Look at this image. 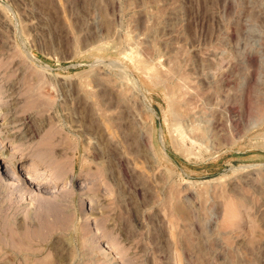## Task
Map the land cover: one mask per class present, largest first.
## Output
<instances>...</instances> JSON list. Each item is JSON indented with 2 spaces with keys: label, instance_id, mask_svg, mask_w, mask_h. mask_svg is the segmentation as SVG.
<instances>
[{
  "label": "rangeland",
  "instance_id": "374dc122",
  "mask_svg": "<svg viewBox=\"0 0 264 264\" xmlns=\"http://www.w3.org/2000/svg\"><path fill=\"white\" fill-rule=\"evenodd\" d=\"M0 86V264H264V0H0Z\"/></svg>",
  "mask_w": 264,
  "mask_h": 264
},
{
  "label": "bare ground",
  "instance_id": "6f19581e",
  "mask_svg": "<svg viewBox=\"0 0 264 264\" xmlns=\"http://www.w3.org/2000/svg\"><path fill=\"white\" fill-rule=\"evenodd\" d=\"M117 64V63H116ZM117 67V66H116ZM119 68V67H118ZM124 72V70H123ZM138 85V84H137ZM1 87V86H0ZM1 89V88H0ZM1 96V95H0ZM144 101V100H143ZM148 101V100H147ZM180 107V106H179ZM151 110V109H150ZM196 110V109H195ZM193 111V110H192ZM195 113V112H193ZM190 114V113H189ZM195 116V115H194ZM25 117V116H24ZM197 119V118H196ZM22 120V119H20ZM24 120V119H23ZM194 121V120H193ZM18 123V122H17ZM24 123V122H23ZM189 123V122H188ZM21 124V123H20ZM24 127V126H23ZM28 129V128H27ZM175 129V128H174ZM33 130V129H32ZM189 130V129H188ZM209 130V129H208ZM178 132V131H176ZM208 132V131H207ZM197 138V137H196ZM195 138V139H196ZM27 140V139H26ZM160 140L161 143L164 145V135L163 132L160 133ZM201 140V139H200ZM29 141V140H28ZM23 144V143H22ZM24 145V144H23ZM184 146V145H183ZM185 147V146H184ZM183 149V148H182ZM41 153H38L37 156L38 158L41 156H45L46 154H43L42 151H40ZM186 152V151H185ZM14 153L13 151L10 152V154ZM15 154V153H14ZM48 156V155H46ZM22 157V156H21ZM18 158L16 160H13L12 158V165H9L3 161H0V173L4 174L5 177H10L11 179H14L16 182H21V181H25L24 179H22V177H24V175H28L30 176L35 182H39L40 180H42L43 178V169L39 167V163L37 162H28L30 163V165L24 164L23 157L22 158ZM46 158V157H45ZM11 160V159H10ZM45 160V159H43ZM46 160L48 161V159L46 158ZM245 168H247L246 166H244ZM241 166V169L244 168ZM240 168V167H239ZM250 168V167H249ZM237 169V168H236ZM235 169V170H236ZM59 173V172H58ZM60 174V173H59ZM58 175V174H57ZM60 177V176H58ZM27 180V179H26ZM30 180V179H29ZM13 181V180H12ZM24 183V182H23ZM25 184V183H24ZM58 182H55L52 186H50V188H53L54 185H57ZM46 187L40 189V193L43 192H47L49 191V186L45 185ZM42 187V186H41Z\"/></svg>",
  "mask_w": 264,
  "mask_h": 264
}]
</instances>
